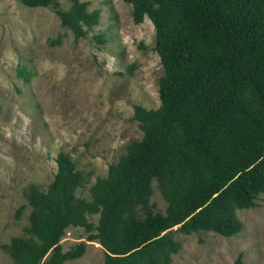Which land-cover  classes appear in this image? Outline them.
Here are the masks:
<instances>
[{"label":"trees","instance_id":"1","mask_svg":"<svg viewBox=\"0 0 264 264\" xmlns=\"http://www.w3.org/2000/svg\"><path fill=\"white\" fill-rule=\"evenodd\" d=\"M51 5L75 39L98 22L97 9L71 0H16ZM133 23L146 17L162 75L156 108L132 106L142 135L131 141L104 177L75 196L81 177L64 152L45 189L29 184L26 237L3 245L9 264H62L85 244L62 251L69 226H81L103 250L100 264H170L173 233L236 234L237 209L254 207L264 192V0H122ZM98 41H101L96 36ZM165 202L152 212L151 181ZM24 207L17 208V214ZM97 214L96 225L87 215ZM175 229L172 227L176 226ZM232 264H243L238 252Z\"/></svg>","mask_w":264,"mask_h":264},{"label":"rangeland","instance_id":"2","mask_svg":"<svg viewBox=\"0 0 264 264\" xmlns=\"http://www.w3.org/2000/svg\"><path fill=\"white\" fill-rule=\"evenodd\" d=\"M57 1L61 10L71 4ZM79 1L97 9L99 17L75 39L51 5L31 8L0 0V264L11 261L3 248L9 238L26 237V186L45 189L56 153L73 162L81 177L75 196L88 200L95 179L142 135L132 106L159 104L162 68L150 21L133 23L130 4L122 0ZM254 201V207L235 211L241 228L232 236L175 231L180 248L170 264H232L238 252L243 264H264V192ZM149 203L152 212L163 213L165 202L153 180ZM97 217L90 214L87 220L94 226ZM87 235L81 226L65 229L62 251L80 241L85 247L81 256L62 264L101 263L103 250Z\"/></svg>","mask_w":264,"mask_h":264},{"label":"water","instance_id":"3","mask_svg":"<svg viewBox=\"0 0 264 264\" xmlns=\"http://www.w3.org/2000/svg\"><path fill=\"white\" fill-rule=\"evenodd\" d=\"M176 227H177V225H176V226H174V227H173V229H175Z\"/></svg>","mask_w":264,"mask_h":264}]
</instances>
